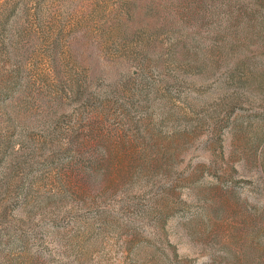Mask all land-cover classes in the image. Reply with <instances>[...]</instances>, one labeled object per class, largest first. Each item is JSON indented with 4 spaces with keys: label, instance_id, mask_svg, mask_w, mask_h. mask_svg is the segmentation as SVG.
<instances>
[{
    "label": "rangeland",
    "instance_id": "1",
    "mask_svg": "<svg viewBox=\"0 0 264 264\" xmlns=\"http://www.w3.org/2000/svg\"><path fill=\"white\" fill-rule=\"evenodd\" d=\"M0 264H264V0H0Z\"/></svg>",
    "mask_w": 264,
    "mask_h": 264
}]
</instances>
